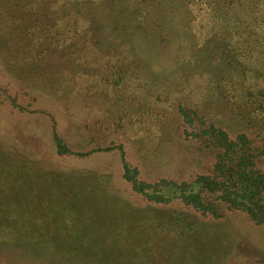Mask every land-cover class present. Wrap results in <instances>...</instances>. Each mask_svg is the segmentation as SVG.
Masks as SVG:
<instances>
[{
	"label": "rangeland",
	"instance_id": "1",
	"mask_svg": "<svg viewBox=\"0 0 264 264\" xmlns=\"http://www.w3.org/2000/svg\"><path fill=\"white\" fill-rule=\"evenodd\" d=\"M143 10L150 20L160 17L161 25L147 22L124 34L117 11L107 17L97 14L101 43L89 52L77 47L79 60L90 67L100 65L99 59L109 53L116 66L125 70L118 86L97 80L89 66L78 63L74 79H69L68 74L48 72L42 63L48 60L39 55L18 59L12 32L0 21V84L17 93L15 101L24 106L18 109L1 95L0 264H43L35 254L45 258L47 242L60 244L66 239L72 244L79 231L86 237L97 235L110 264H264V227L242 211L224 210L218 217L194 212L189 218L176 201L147 200L122 177L116 147L82 157L54 152L50 115L57 122V132L74 150L90 146V135L104 144L122 142L126 161L144 181L158 176L179 180L209 170L210 152L195 139L181 138L176 125H171L176 137L164 140L163 131L157 135L160 123L154 118L161 112L172 115L175 100L171 99L185 93L194 97L186 101L200 104L207 116L228 124L220 112L222 100L206 92L209 74L200 64L212 40L229 34L235 38L232 32L247 28L246 21H235L233 27L215 23V28L199 34L195 28L199 21L190 19L178 0H163L161 8L144 4ZM247 13L245 4L235 7L231 22L238 17L247 20ZM113 24L117 31L110 29ZM147 92L161 93L164 99H149ZM118 116L122 128L112 123ZM171 126L166 121L164 132L173 131ZM26 155L35 163L46 159L38 167L41 177L27 179L33 163L25 162ZM259 165L264 170V157ZM51 179L56 183L52 185ZM47 186L54 192H46ZM92 213L99 217L96 222ZM30 248H35V254Z\"/></svg>",
	"mask_w": 264,
	"mask_h": 264
},
{
	"label": "trees",
	"instance_id": "2",
	"mask_svg": "<svg viewBox=\"0 0 264 264\" xmlns=\"http://www.w3.org/2000/svg\"><path fill=\"white\" fill-rule=\"evenodd\" d=\"M178 2L189 12L190 19L199 21L195 27L199 34H206L207 29L215 28L217 23H221L220 27L230 24L233 27L235 21H246L247 26L233 31L232 34H236L233 39L229 38V34L212 40L211 47L206 50L207 56L200 64L205 66L202 70L209 74L206 92L222 100L220 112L225 115V121L229 120L228 124L219 123L207 116L200 104L186 101L194 100V97L185 93L171 99L175 100L171 105L172 115L167 117L161 112L154 118L156 124L160 123L157 125V135L163 131L164 140L170 135L174 137L177 131L181 138L195 139L210 152L212 161L209 170L196 171L179 180L158 176L153 181H144L137 176L138 169L126 161L122 142L104 144L96 142L94 136L90 135V146L74 150L57 132V122L50 115L54 152L60 156L75 153L82 157L116 147L122 164V177L147 200L176 201L189 218H192L194 212L202 216L218 217L224 210H240L250 220L264 227V170L259 165L264 157V0ZM144 4L161 8L163 0H0V21L4 22L5 30L12 32L14 39L11 42L17 46L18 59H36L39 55L43 61L48 60L42 62L48 72L65 73L69 79H74L73 73L79 70L75 66L77 63L82 67H90L79 60L77 47L81 45L85 52H89L101 43V37L98 36L100 29L95 18L97 14L107 17L109 13L116 14L117 11L116 17L124 34L143 27L147 22L160 26L161 18L155 16L150 20L143 10ZM242 4L248 8L247 20L238 17L231 22L235 7ZM203 19L209 24L204 26ZM116 26L113 24L110 29L117 31ZM74 38L76 43H73ZM200 44L196 45L197 49ZM197 49L195 55H199ZM49 55L53 57L51 60L48 59ZM103 56V59H99L100 65L89 68L95 72L92 76L101 82L118 86L125 70L116 66L109 53ZM84 57L89 58L88 53ZM101 70L102 73L97 72ZM3 94L11 100L13 106L23 109L24 106L15 101L17 93L9 91V87L1 83L0 98ZM25 94L30 96L29 91H25ZM145 97L164 99L161 93L152 95L147 92ZM159 109L160 106H157L156 110ZM121 121L122 118L118 116L112 123L122 128ZM135 121H131V124L134 125ZM166 121L169 126L176 125L177 130L171 126L173 131L168 128L171 132H164ZM50 181L52 185L56 183L54 179ZM48 190L51 191L50 186ZM95 216L92 213L94 222L99 218L95 219ZM110 237L106 236L107 239ZM73 241L72 244L66 239L60 244L47 242L46 257L42 259L34 253V249L40 246L30 248L33 250L30 252L43 264H110L109 259L106 261L102 255L98 244L100 240L94 233L86 237L79 231L74 234ZM21 248L25 250L29 247ZM29 264H33V261Z\"/></svg>",
	"mask_w": 264,
	"mask_h": 264
},
{
	"label": "crops",
	"instance_id": "3",
	"mask_svg": "<svg viewBox=\"0 0 264 264\" xmlns=\"http://www.w3.org/2000/svg\"><path fill=\"white\" fill-rule=\"evenodd\" d=\"M26 163H29V162H31V163H33V164H31L30 165V169H29V173H28V176H27V179H32V178H37V177H41L40 176V170H38V167H41V166H44L45 165V163H46V159H44V160H42V161H40V162H37V163H35V162H33V160L32 159H30L29 157H28V159H27V155H26V161H25ZM43 174H45L44 172H43ZM44 178H45V181H46V175L45 176H43ZM44 190L46 191V192H52V191H48V186L46 187V188H44ZM43 198L42 197H40V200H42Z\"/></svg>",
	"mask_w": 264,
	"mask_h": 264
}]
</instances>
